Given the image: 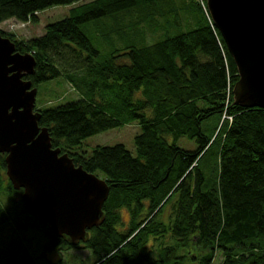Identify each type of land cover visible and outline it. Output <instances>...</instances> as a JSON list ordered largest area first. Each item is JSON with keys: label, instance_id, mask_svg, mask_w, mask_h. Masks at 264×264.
Masks as SVG:
<instances>
[{"label": "trees", "instance_id": "1", "mask_svg": "<svg viewBox=\"0 0 264 264\" xmlns=\"http://www.w3.org/2000/svg\"><path fill=\"white\" fill-rule=\"evenodd\" d=\"M79 1L0 0V23L36 22ZM88 22L107 51L83 32ZM0 33L34 57L33 87L61 78L77 95L35 107L38 124L52 148L109 187L102 223L71 245L26 213L0 154V264H61L78 248L96 256L90 264H264V108L233 104L236 67L207 11L190 0H92L36 38ZM132 122L134 154L122 144L82 149L87 137ZM180 137L193 147L178 146Z\"/></svg>", "mask_w": 264, "mask_h": 264}, {"label": "water", "instance_id": "2", "mask_svg": "<svg viewBox=\"0 0 264 264\" xmlns=\"http://www.w3.org/2000/svg\"><path fill=\"white\" fill-rule=\"evenodd\" d=\"M205 5L236 67L233 104L264 108V0H205ZM34 71L32 54L15 51L0 33V154L11 187L22 190L26 213L75 245L102 223L109 187L52 148L47 129L38 124L37 89L26 78Z\"/></svg>", "mask_w": 264, "mask_h": 264}, {"label": "rangeland", "instance_id": "3", "mask_svg": "<svg viewBox=\"0 0 264 264\" xmlns=\"http://www.w3.org/2000/svg\"><path fill=\"white\" fill-rule=\"evenodd\" d=\"M89 1L92 0H80L79 2L71 5H58V6L49 7L35 14L37 19L36 22L28 21L26 23H21L10 19L8 21L0 23V30L6 33L13 34L16 39H22L24 41L25 40L27 41L29 39L36 38L41 34H43L45 30V26L47 24L56 22L68 16L70 9L75 5L86 3ZM173 2L175 4L176 3H179L180 5L183 4V6L184 4H187V0H173ZM191 2L194 4H198V6L204 12L202 5L203 4L205 5V0H190V3ZM167 9L168 8H163V10L165 11H167ZM156 17L158 18V16ZM93 23L94 22H88L86 24H82L81 28L85 33V35L89 38L91 44L96 49H98L100 53H103L108 50V44L98 35V33H96V29ZM189 23L191 22L189 21ZM138 25L142 30V34L145 40L148 43L156 38V33L154 35L152 32H150L147 26L145 27L143 25V22H140ZM181 25L184 28V21L181 22ZM188 29L190 28H184L182 29V31H186ZM76 98L77 95L71 90L70 86L67 83H65L61 78H57L49 82L41 83L38 85L37 93L35 97V107L41 109L52 108L59 104H63L70 100H74ZM138 132H139L138 125L135 122H132L130 124L109 129L87 137L82 142V149L86 151V154L88 155L91 149L97 145L111 146L114 144H122L127 150H129L132 154H134L135 150L133 145V137ZM177 145L188 149H191L193 147V143L188 142V140L185 137H180L177 141ZM96 176L101 178L102 174L98 172L96 173ZM121 215L126 221L128 215L125 210L121 211ZM2 233L4 236L5 233L4 232ZM25 234L27 235L28 233ZM30 240L32 244H35L37 241L35 234L33 232L30 233ZM50 258L55 259L56 256L50 255ZM58 258L61 260L60 261L61 264H74V263L77 264L76 262H78V264H90L96 259V256L90 254V252L87 249L78 248V249H71L66 254H63ZM219 260H221V256L216 257V261Z\"/></svg>", "mask_w": 264, "mask_h": 264}, {"label": "built area", "instance_id": "4", "mask_svg": "<svg viewBox=\"0 0 264 264\" xmlns=\"http://www.w3.org/2000/svg\"><path fill=\"white\" fill-rule=\"evenodd\" d=\"M201 4H202V3H201ZM202 6H203L204 10L207 11V10H206V5L203 4Z\"/></svg>", "mask_w": 264, "mask_h": 264}, {"label": "bare ground", "instance_id": "5", "mask_svg": "<svg viewBox=\"0 0 264 264\" xmlns=\"http://www.w3.org/2000/svg\"><path fill=\"white\" fill-rule=\"evenodd\" d=\"M206 10H207V8H206Z\"/></svg>", "mask_w": 264, "mask_h": 264}]
</instances>
